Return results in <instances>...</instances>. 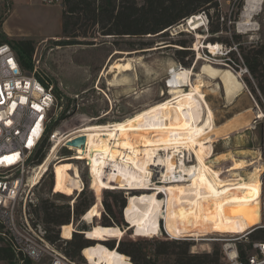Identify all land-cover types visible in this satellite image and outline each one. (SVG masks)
I'll list each match as a JSON object with an SVG mask.
<instances>
[{"label":"rangeland","instance_id":"374dc122","mask_svg":"<svg viewBox=\"0 0 264 264\" xmlns=\"http://www.w3.org/2000/svg\"><path fill=\"white\" fill-rule=\"evenodd\" d=\"M218 3L219 10L211 11L214 25L218 24L221 28V32L215 37L232 40L234 35H240L242 46L246 50L258 48L264 44V4L260 14L256 16L255 31L243 33L240 32L238 25L246 0H219ZM62 15V0H53L52 3L44 0H0V40L7 41L13 47H16V43L20 40L34 41L36 49L33 59H25L28 70L34 71L49 87H54V93L64 107L70 106L76 95H83L84 101L80 109L89 117L98 118L97 124H120L143 110L169 99L171 97L169 86H166L170 78L169 73L171 71L176 73L181 65L182 68H189L195 73L203 74V80L206 83L203 90L210 107L215 112L216 124L221 126L230 121L235 122L232 130L226 132L230 136L226 139L221 137L214 143L210 151L211 158L220 154H228L230 158L231 155H235L237 160L246 161L261 157L264 165V140L262 139L264 116L259 117L260 113L264 115V95L260 94L258 103L247 85L245 79H249L255 88L258 82L250 74L240 49L234 54H229L231 50L236 49L237 45L231 48L224 42H217L225 48L223 52L218 51L217 54L203 47L204 43H211L207 39L212 37L208 16L206 19L204 15L203 26L201 25L197 30L189 27L187 20L171 28L165 36L144 39L146 42H152L153 47L145 50H139V47H136L134 48L136 50H133L129 47V43L139 39L104 36L96 27L90 30L87 38L80 37L76 40L89 45L56 46L55 41L64 40L59 38L62 33ZM236 18L237 21H235ZM198 34L202 38H199ZM179 41H193L190 48L192 54L186 59V61H192L189 67H185L176 58V51L182 47L167 44ZM130 60L133 64L132 71L118 77L112 73L104 75V72L114 63L123 64ZM177 65L179 67L174 68ZM260 72L264 78V60ZM228 80L231 81L228 82ZM236 81H241L245 85V90L243 92L238 90L228 96L227 85L232 86ZM228 164L224 163L225 166ZM74 165L80 168L81 178L84 181L83 191L75 195L73 190L64 186ZM88 166L84 159L79 158L76 153L67 148L59 151L58 157L51 163L39 185L33 189L36 206H32L31 211L39 221L43 223L45 201L48 200L56 206L72 203L76 205L85 195V197L94 198L93 205L102 203L98 211L100 212L98 219L94 221L95 224L104 225L105 219H108L109 222L104 226H119L127 232L120 242L148 241L149 247H154L156 242L163 240L188 241L192 244V254H206L220 250L221 263H225L223 243L209 242V240L230 234L226 235L222 224L215 221L216 214H208L205 209L200 211L199 208L205 206L207 195L206 186L202 181L198 179L180 181L178 184L168 186L169 190L165 191L164 197L167 199L165 207L167 212L165 219L162 220L161 234L150 238H137L134 230L129 228L125 217L131 221L128 217L129 203L141 191L136 193L135 190L123 188L103 190L101 186H94L92 184L93 166L90 162ZM253 170L254 168H248L242 174L249 176ZM261 180L264 195V171L261 174ZM155 181H160L159 177ZM62 191L69 192L70 196L61 193ZM113 195L125 199L126 207L121 210L115 206L117 219L112 220L106 212L105 204L111 202ZM159 197L163 198V193ZM263 217L264 199L262 223ZM94 222L89 224L83 216L74 221V227L78 234L84 235L86 231L92 232ZM68 231L70 227L64 226L63 232ZM166 231L175 238L168 235ZM84 237L86 238L85 235ZM195 237L199 239L196 240ZM109 242H115L117 246L118 240ZM149 251L153 254L150 248ZM77 261L86 263L83 255ZM0 264L8 263L0 262Z\"/></svg>","mask_w":264,"mask_h":264},{"label":"bare ground","instance_id":"6f19581e","mask_svg":"<svg viewBox=\"0 0 264 264\" xmlns=\"http://www.w3.org/2000/svg\"><path fill=\"white\" fill-rule=\"evenodd\" d=\"M263 4L264 0H246L238 25L240 32L255 31V19L262 11ZM204 19L202 14L193 16L187 25L197 30ZM198 37L202 38L200 34ZM203 47L217 54L221 44L204 43ZM132 70L131 60L123 64L116 62L104 75L112 73L118 77ZM174 73L169 78L171 97L166 101L155 104L120 124L90 123L79 130L86 143L78 150L83 156L81 158L93 166L92 184L104 189L141 191L129 203L128 217L132 221L129 228L137 236L154 237L161 234L162 220L166 217L167 199L164 197L165 191L169 190L168 186L198 179L207 189L205 206H201L200 211L205 209L208 214H216L215 221L222 224L226 234H246L262 224V158L237 160L235 155L230 158L228 154L211 158L212 146L219 138L226 139L230 136L226 132L232 130L235 122L230 121L221 126L216 124L215 112L203 90L206 83L202 73H195L184 67ZM227 91L230 96L229 84ZM263 116L262 113L259 114L260 118ZM209 143L212 144L208 145ZM58 148L57 146L53 150L45 166L37 169L31 178L34 187L39 185L45 175L44 169L46 171L48 165L55 161ZM224 163L229 164L225 166ZM248 168H254L253 172L249 176L243 175V171ZM80 172L78 166L73 167L64 186L74 192L81 191L84 181ZM158 177L161 182L155 181ZM162 193L163 198L159 197ZM101 207L102 203L94 204L84 215L89 224H93ZM67 226L70 231L63 232V237L69 239L74 227L71 224ZM91 229L94 234L119 235L118 240L124 234L118 226H93ZM84 255L90 264H129L126 255L102 245L84 250Z\"/></svg>","mask_w":264,"mask_h":264},{"label":"built area","instance_id":"2783aa9c","mask_svg":"<svg viewBox=\"0 0 264 264\" xmlns=\"http://www.w3.org/2000/svg\"><path fill=\"white\" fill-rule=\"evenodd\" d=\"M202 15L207 19L205 12ZM224 50L221 45L219 52ZM169 76L173 77L172 71ZM169 84L170 79L166 86ZM82 96L76 95L73 103L64 107L56 97L54 87H49L34 71L25 69L16 49L0 40V240L11 251L13 264H82L66 256L63 247L58 246L62 243L65 247L69 241L63 237V226L60 227L61 239L51 243L44 223L31 211L32 206H36L31 178L37 169L45 166L53 150L59 147L56 157L64 148L83 157L80 148L71 143L83 137L79 130L87 124H97L98 118L81 111ZM40 152L45 153V157L38 163ZM50 166L51 163L46 171L44 169V174ZM83 189L73 195L80 194ZM71 209L74 227L73 203ZM258 228L264 229V221ZM258 228L243 235L214 237L209 242L223 243L224 264H264V241L251 243L249 240ZM76 233L74 227L73 234ZM84 235L88 239L87 234ZM119 243L120 240L115 250ZM242 244H245L246 257L240 251ZM248 244H251L250 249ZM82 255L86 260L84 264H90L84 251ZM126 257L127 262L133 264L131 257Z\"/></svg>","mask_w":264,"mask_h":264},{"label":"trees","instance_id":"16d2710c","mask_svg":"<svg viewBox=\"0 0 264 264\" xmlns=\"http://www.w3.org/2000/svg\"><path fill=\"white\" fill-rule=\"evenodd\" d=\"M218 1L219 0H62V33L59 38H63L64 40L55 41V44L56 46H70L76 44L89 45V43H79L76 40L80 37L87 38L90 30L96 27L104 36L139 39L136 42L129 43V47L133 50H136L134 49L136 47H139V50H145L153 47V43L150 41L146 42L144 39L165 36L174 26L184 23L193 16L205 12L209 18L210 32L212 35L207 41L211 42L209 44L224 42L231 48L233 45H237L236 49L231 50L229 54H234L236 50L238 51V49H240L250 74L258 82V86L255 88L249 79H245L259 103L260 94L264 95V78L260 72L264 60V44L258 48L254 47L246 50L242 46V37L240 35H234L232 40L215 37V35L221 32V28L218 24L217 26L214 25V18L213 15H211V11L219 10ZM235 21H237V18ZM2 42L7 41L2 39ZM167 44H174L182 47V49L176 51V58L185 67H189L192 64V61H186V59L192 54L190 48L192 47L193 41H179L177 43L171 42ZM14 48L20 55L19 59L21 64L28 70L25 59H33L36 49L34 41L20 40L16 43V47ZM262 139L264 140V132L262 133ZM44 157L45 153L40 152L38 163H41ZM61 193L69 195V192L66 191H62ZM93 203V197L82 196L80 202L75 205L74 219L79 220L88 213L91 207H93ZM105 205L109 218L113 220L114 218L117 219L115 206H118L122 210L126 207V200L120 199L117 195H113L111 196V202ZM43 212V223L48 230V240L51 243H57L61 239L59 228L69 225L72 221L73 213L71 205L56 206L55 204L49 203L47 200L43 203ZM99 214L100 212L98 215ZM98 215L94 218V221L98 219ZM125 220L130 227L132 221H129L126 217ZM107 222H109V220L105 219L104 225H106ZM104 225L101 223L95 224L94 222L93 226L98 228L114 227ZM122 230L124 234L121 236V240L127 233L124 229ZM85 233L88 239H86L83 234H71L69 238L71 240L67 241L65 247L62 243L58 246L63 247L66 256L73 260L81 259L82 251L97 245H102L104 247L108 246L107 248L110 250L116 249V243L109 241H114V239L118 240L119 235H101L89 231ZM135 236L137 238H150L147 236ZM249 240L251 243L254 241H264V229H256L250 235ZM105 241L108 242L105 243ZM191 247L192 244L188 241L180 240L158 241L155 243L154 247H149L148 241L131 240L121 241L117 250L121 254L131 257L133 264H222V253L220 250H216L213 253L192 254ZM244 247L245 244L240 245V251L242 256L246 257ZM247 247L250 249L251 244H248ZM149 248L153 254H150ZM0 262H6L8 264H12L13 262L11 251L3 245L1 240Z\"/></svg>","mask_w":264,"mask_h":264},{"label":"water","instance_id":"95a60500","mask_svg":"<svg viewBox=\"0 0 264 264\" xmlns=\"http://www.w3.org/2000/svg\"><path fill=\"white\" fill-rule=\"evenodd\" d=\"M159 49H162V48H159ZM156 50H158V49H156ZM178 67H179V65L175 66L174 68H178ZM85 143H86V139H85V137H82V138H79V139L75 140L73 143H71V146H74V147H77V148H81V147H83L85 145ZM262 225H263V223L258 225V226H256L255 228H258V227H260Z\"/></svg>","mask_w":264,"mask_h":264},{"label":"crops","instance_id":"0c3cea01","mask_svg":"<svg viewBox=\"0 0 264 264\" xmlns=\"http://www.w3.org/2000/svg\"><path fill=\"white\" fill-rule=\"evenodd\" d=\"M235 85V86H234ZM234 85L230 86V92L231 94H234L235 92H237L238 90L240 91H244L245 90V85L241 82L238 81L237 83H235ZM225 125V124H224Z\"/></svg>","mask_w":264,"mask_h":264},{"label":"clouds","instance_id":"9594fccd","mask_svg":"<svg viewBox=\"0 0 264 264\" xmlns=\"http://www.w3.org/2000/svg\"><path fill=\"white\" fill-rule=\"evenodd\" d=\"M188 22V21H187Z\"/></svg>","mask_w":264,"mask_h":264}]
</instances>
